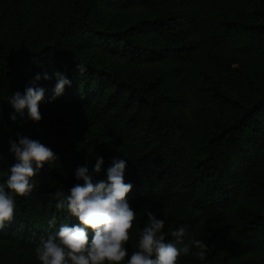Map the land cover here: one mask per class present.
<instances>
[{
	"label": "trees",
	"instance_id": "trees-1",
	"mask_svg": "<svg viewBox=\"0 0 264 264\" xmlns=\"http://www.w3.org/2000/svg\"><path fill=\"white\" fill-rule=\"evenodd\" d=\"M34 1L39 9L31 21L23 0H0V183L14 162L7 141L17 132L39 139L59 159L32 178L31 193L15 197L14 219L0 231V246L5 247L0 264L9 253L34 252L40 236L59 224L78 223L55 208L52 193H67L77 182L74 169L87 166L91 171L97 155L104 163L93 173L96 179L105 176L113 156L128 161L124 178L133 187L127 199L136 214L128 229L129 253L147 223L144 208L150 205L166 218V240H174L171 231L185 226L208 246L204 260L182 255L177 264H264V79L252 83L254 74L244 73L251 91L234 99L220 90L215 67L195 63L207 43L234 50L243 63L260 66L262 60L259 69L264 71V0ZM240 3L250 6L245 12L250 19L244 20ZM111 4L146 13L112 28L101 12V6ZM91 44L121 60L119 68L84 59L79 51ZM77 63L87 70L79 72ZM54 70L63 72L71 85L49 102L55 80L42 78L37 83L45 97L39 108L82 107L102 123L111 152H74L73 130L41 134L26 117L9 119L11 93L22 92L35 73ZM186 90L225 102L227 113L209 112L190 122L183 112Z\"/></svg>",
	"mask_w": 264,
	"mask_h": 264
},
{
	"label": "clouds",
	"instance_id": "clouds-1",
	"mask_svg": "<svg viewBox=\"0 0 264 264\" xmlns=\"http://www.w3.org/2000/svg\"><path fill=\"white\" fill-rule=\"evenodd\" d=\"M79 72L87 70V65L77 63ZM55 80L49 102L63 94L71 81L59 70L41 71L34 74L23 91L16 90L7 98L13 109L9 119L16 121L27 118L34 124L42 119L39 102L44 100L45 89L37 82L41 79ZM16 138L9 137L7 151L14 162L7 167V177L0 183V231L14 219L16 196H25L35 187L33 177L51 162L59 159V154L39 139L21 133ZM104 158L97 155L92 170L87 166H77L73 172V183L65 193H52L55 208L64 210L78 223H61L54 230L40 236L35 249V257L41 264H177V258L191 255L204 260L208 246L204 239L190 236L185 226L173 229L174 240H166L162 231L166 218L158 217L144 208L147 223L140 229L135 250L128 252V229L136 218L127 194L133 185L125 181L128 161L113 156L105 176L96 179ZM55 217L49 220L54 224ZM195 249V251H192ZM127 259L125 260V257Z\"/></svg>",
	"mask_w": 264,
	"mask_h": 264
},
{
	"label": "rangeland",
	"instance_id": "rangeland-1",
	"mask_svg": "<svg viewBox=\"0 0 264 264\" xmlns=\"http://www.w3.org/2000/svg\"><path fill=\"white\" fill-rule=\"evenodd\" d=\"M23 7L27 19L30 18L31 21H35L36 13L39 9V2L23 0ZM247 9L250 10L248 4L240 3L239 12L244 15V20L250 19V16L245 13ZM101 12L103 15L109 17L108 24L112 28H120L122 23L129 24L131 21H135L146 13L141 8L132 7L121 9L116 4L107 5L104 8L101 6ZM41 44L42 42L39 43V45ZM79 52L84 59L90 62H96L100 66L107 65L110 70L118 69L119 67L117 65L121 63V60L114 61L112 58H109L103 48L98 44L88 45ZM198 52L195 63L200 65L203 62L202 64L215 67L221 74L220 90L234 99H244L248 92L251 91L249 84L243 77L244 73L254 74V77H252L254 81L252 83H255V81H263L264 79V71L259 69L263 64L262 60L260 66L243 63L239 60V55L235 54L234 50L231 53L228 51V48L224 47L218 50L207 43ZM138 72L141 71L139 70ZM142 75L143 72L139 73V77ZM186 91L185 97L183 98V112L184 118H187L190 122L200 120L209 112H213L216 116H222L227 113L228 105L225 102L219 99L206 100L205 98H198L189 90ZM39 111L42 119L35 123L36 131L41 134H47L53 130H73L76 133V138L74 139L72 151L106 154V152L113 150L111 140L108 138L102 123L97 118L87 114L86 110L82 107L76 106L74 108H68L67 110L58 111L41 107ZM4 248V246H0V254L4 253ZM9 254H11V257L7 258L5 264H41L36 259L34 252ZM2 257L4 255L0 256V258ZM119 264H122V262H119Z\"/></svg>",
	"mask_w": 264,
	"mask_h": 264
}]
</instances>
